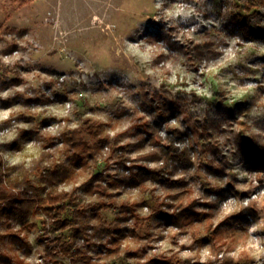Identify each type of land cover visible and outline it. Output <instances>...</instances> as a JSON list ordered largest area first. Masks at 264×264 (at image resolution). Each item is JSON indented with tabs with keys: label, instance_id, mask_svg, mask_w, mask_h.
<instances>
[{
	"label": "rangeland",
	"instance_id": "obj_1",
	"mask_svg": "<svg viewBox=\"0 0 264 264\" xmlns=\"http://www.w3.org/2000/svg\"><path fill=\"white\" fill-rule=\"evenodd\" d=\"M204 39L214 52L193 66ZM80 125L94 155L64 138ZM0 148L12 178L37 161L74 169L30 173L43 192L93 178L65 226L1 217L0 264H264V0H0ZM190 199L186 222L167 215ZM230 214L216 253L210 230Z\"/></svg>",
	"mask_w": 264,
	"mask_h": 264
},
{
	"label": "trees",
	"instance_id": "obj_2",
	"mask_svg": "<svg viewBox=\"0 0 264 264\" xmlns=\"http://www.w3.org/2000/svg\"><path fill=\"white\" fill-rule=\"evenodd\" d=\"M214 52L212 49V41L204 39L200 42H194L190 48H188V55L193 60V66H196L198 61L206 52ZM207 54V53H206ZM85 126H77L75 128H68L64 134L66 142L71 144L74 149H80V154H75L77 157L83 154L94 155L95 146L90 144L87 140V132ZM169 155L177 157L178 159H187V151L183 150L178 152L172 146L167 149ZM157 153L147 152L139 157H154ZM17 166H8L5 163L3 154L0 148V218L7 215L9 218H14L18 222H25L28 216L37 210L43 211L49 218L54 220L55 223L65 226L68 223L69 218L71 220H77L80 216H85L88 209L87 204H83L81 201V192L86 189L92 183V177L84 180L81 183H75L69 190H55L53 187H47L43 192L38 184L31 180L30 173L37 172L41 175V180L44 183H52L56 176H66L68 179H73L74 169L70 165H66L63 162L54 161L49 164H42L37 161L35 166H32L30 170H25L22 177H11V172L15 170ZM154 177H158V172H153ZM176 181L174 179L166 178V181ZM171 196V195H169ZM164 200L158 203L159 212L164 214L162 206L166 204ZM194 199H190L187 203L179 201L177 204H170L173 206V212L167 214L170 218L178 224H183L188 219L197 214L193 204ZM105 207H111V203H104ZM124 209L129 208L127 204L123 205ZM233 214L225 216L219 224L210 230V235L213 236L212 250L218 252L223 249L225 242H221L225 239L228 228L235 225L232 224ZM28 224V223H27ZM111 226L104 222L98 224L97 230H110ZM210 229V228H209ZM79 231L85 237V228H79ZM209 235V233H208ZM86 239V247H88L89 239ZM91 243V242H90ZM109 248V247H108ZM111 249V248H109ZM227 249H230L227 246ZM74 254L80 255L81 258L86 257V248L76 246ZM126 256H121L119 259H125ZM75 263V258L71 259V263ZM224 264H231L232 259L229 256H225ZM208 263V262H207ZM53 264H63L59 261H54ZM111 264H115L113 261ZM118 264H121L120 262ZM134 264H200L199 261L191 262L189 258H178L176 256H170L165 258H157L145 262H137Z\"/></svg>",
	"mask_w": 264,
	"mask_h": 264
}]
</instances>
